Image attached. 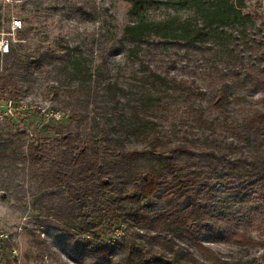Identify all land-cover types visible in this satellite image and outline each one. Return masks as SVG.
<instances>
[{"label": "trees", "instance_id": "obj_1", "mask_svg": "<svg viewBox=\"0 0 264 264\" xmlns=\"http://www.w3.org/2000/svg\"><path fill=\"white\" fill-rule=\"evenodd\" d=\"M127 1L135 19L121 38L145 46L136 68L91 78L106 107L90 121L77 112L87 133L60 126L26 146L28 164L41 167L46 186L63 189L73 211L59 225L66 254L77 264H264V5L177 0L191 2L189 15L145 20L139 13L154 0ZM167 43L159 64L144 58ZM207 47L220 58L199 69L190 56L208 55ZM3 55L0 89L13 95L32 68L59 59L51 49ZM248 80L260 86L254 99L234 91ZM176 100L187 116L166 128L163 116L149 117ZM253 220L258 235L247 229ZM103 222L121 234L103 240Z\"/></svg>", "mask_w": 264, "mask_h": 264}, {"label": "rangeland", "instance_id": "obj_2", "mask_svg": "<svg viewBox=\"0 0 264 264\" xmlns=\"http://www.w3.org/2000/svg\"><path fill=\"white\" fill-rule=\"evenodd\" d=\"M260 4L264 2L260 0ZM129 6L127 0H0V39L8 38V50L12 48L14 55L36 57L51 49L59 56L32 68L16 95L0 89V264H77L66 254L63 243L67 235L59 229L73 213L71 206L62 188L44 184L40 166L28 164L26 146L35 137L56 136L60 126L87 133V121L94 110L106 107L104 91L92 93L91 78H124L136 68L145 46L121 38L123 26L135 19L127 13ZM190 12L189 1L154 0L139 14L145 20H158ZM13 19L20 21L14 27ZM207 50L208 55L197 52L190 56L199 69L220 58L209 47ZM170 51L167 43L144 58L159 64ZM3 56L0 52V80L6 73ZM259 88L248 80L236 84L234 91L254 99L260 94ZM167 108L149 117L157 120L163 116L160 124L166 128L169 122L187 116L183 100ZM77 112L86 114L87 121ZM54 213L65 218L57 219ZM255 224V220L248 223L247 229L258 235ZM97 230L107 242L121 234L120 228L106 222ZM212 246L224 253H237L223 243Z\"/></svg>", "mask_w": 264, "mask_h": 264}, {"label": "built area", "instance_id": "obj_3", "mask_svg": "<svg viewBox=\"0 0 264 264\" xmlns=\"http://www.w3.org/2000/svg\"><path fill=\"white\" fill-rule=\"evenodd\" d=\"M19 20L13 19L11 22V26L14 27L15 25L19 24ZM8 49V38L2 37L0 39V52H5ZM9 102V101H8Z\"/></svg>", "mask_w": 264, "mask_h": 264}]
</instances>
